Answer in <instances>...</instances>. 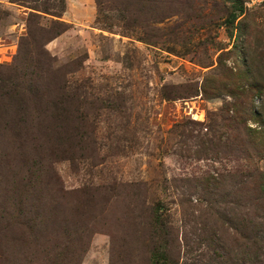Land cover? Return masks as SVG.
<instances>
[{
	"label": "rangeland",
	"instance_id": "374dc122",
	"mask_svg": "<svg viewBox=\"0 0 264 264\" xmlns=\"http://www.w3.org/2000/svg\"><path fill=\"white\" fill-rule=\"evenodd\" d=\"M20 37L73 122L26 146L0 130V190L22 196L0 205V264H149L156 223L170 264L240 263L233 227L264 195V3L0 0V77Z\"/></svg>",
	"mask_w": 264,
	"mask_h": 264
},
{
	"label": "trees",
	"instance_id": "16d2710c",
	"mask_svg": "<svg viewBox=\"0 0 264 264\" xmlns=\"http://www.w3.org/2000/svg\"><path fill=\"white\" fill-rule=\"evenodd\" d=\"M27 33L30 38L28 28ZM26 39V37L19 38L16 57L21 58L18 60V66L14 68V71L0 77V130L6 132L8 143L20 146L42 142L44 137H42L41 129L48 126L54 127L56 137L67 138L70 136L69 129L73 122V117L69 115L67 106L64 108V100L58 101V104H61L59 111H57L59 106L54 99L50 100L51 106L47 104L49 102L46 99L47 92H52L44 85L50 67L49 57L40 50L34 56L35 59H30L27 54L29 50L26 46ZM48 84L51 85L49 82ZM56 126L58 128L60 126L62 131L57 130ZM242 142L244 144L247 139L243 138ZM223 177V174H214L205 178L206 184L210 186V189L206 187L207 191L211 192L219 184H222ZM233 186L234 189L231 192L242 191L239 181L235 180ZM16 190L17 188L10 190L9 187H2L0 205H7L15 195L20 196ZM7 191L11 192L7 193ZM20 197L22 198V196ZM20 197L17 200L18 203H21ZM34 197L40 199L39 195ZM254 199L255 201L250 203L253 208L252 214L245 227H233L242 239L236 242V247L241 251V261L238 264H264V195H255ZM203 200L208 206L213 202L208 198ZM232 203L241 205L242 198L237 195ZM156 224L158 239L150 251L149 264H170L168 260L170 256V227L161 223ZM221 243L224 242L219 241L217 248L223 247L220 245ZM226 254L229 258L228 252Z\"/></svg>",
	"mask_w": 264,
	"mask_h": 264
},
{
	"label": "bare ground",
	"instance_id": "6f19581e",
	"mask_svg": "<svg viewBox=\"0 0 264 264\" xmlns=\"http://www.w3.org/2000/svg\"><path fill=\"white\" fill-rule=\"evenodd\" d=\"M194 110V109H193ZM192 109L188 108V106L185 105V111L187 113V115L191 118H194V119H201L202 117V114L199 113V112H195L193 111Z\"/></svg>",
	"mask_w": 264,
	"mask_h": 264
},
{
	"label": "built area",
	"instance_id": "2783aa9c",
	"mask_svg": "<svg viewBox=\"0 0 264 264\" xmlns=\"http://www.w3.org/2000/svg\"><path fill=\"white\" fill-rule=\"evenodd\" d=\"M261 2H263V3H264V0H261Z\"/></svg>",
	"mask_w": 264,
	"mask_h": 264
},
{
	"label": "crops",
	"instance_id": "0c3cea01",
	"mask_svg": "<svg viewBox=\"0 0 264 264\" xmlns=\"http://www.w3.org/2000/svg\"><path fill=\"white\" fill-rule=\"evenodd\" d=\"M10 32H13V31H10Z\"/></svg>",
	"mask_w": 264,
	"mask_h": 264
}]
</instances>
